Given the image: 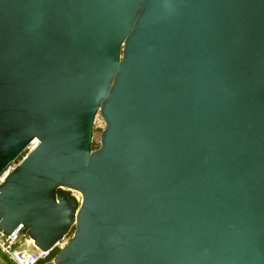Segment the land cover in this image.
<instances>
[{"label":"water","instance_id":"water-1","mask_svg":"<svg viewBox=\"0 0 264 264\" xmlns=\"http://www.w3.org/2000/svg\"><path fill=\"white\" fill-rule=\"evenodd\" d=\"M33 140L0 233L50 264H264V0H0V171Z\"/></svg>","mask_w":264,"mask_h":264},{"label":"built area","instance_id":"built-area-1","mask_svg":"<svg viewBox=\"0 0 264 264\" xmlns=\"http://www.w3.org/2000/svg\"><path fill=\"white\" fill-rule=\"evenodd\" d=\"M33 142L34 140L25 148L27 153L30 152L36 144V142L32 144ZM9 164H12V162ZM9 164L0 171V185L14 170L18 163L12 166ZM76 199L79 201V197ZM64 239L65 238L49 250L41 252L33 246L32 241L28 239L25 233H22L21 225H18L7 236L0 233V255L5 258V261L0 259V264H47L48 256L54 250H58L64 246L67 241H64Z\"/></svg>","mask_w":264,"mask_h":264},{"label":"rangeland","instance_id":"rangeland-1","mask_svg":"<svg viewBox=\"0 0 264 264\" xmlns=\"http://www.w3.org/2000/svg\"><path fill=\"white\" fill-rule=\"evenodd\" d=\"M103 128V124L101 122V120L99 119L98 116L95 117L94 119V123H93V130H92V148H96L98 145V140H99V134L101 129ZM27 154V150H24L17 158L14 162H12V164H9L10 166L15 165L17 163H19V161ZM70 195H72L73 197L77 198L79 197V195L75 192H69ZM69 238V235H67L64 239V241H66ZM0 259L5 261V258L3 256L0 255ZM7 264V263H5Z\"/></svg>","mask_w":264,"mask_h":264},{"label":"trees","instance_id":"trees-1","mask_svg":"<svg viewBox=\"0 0 264 264\" xmlns=\"http://www.w3.org/2000/svg\"><path fill=\"white\" fill-rule=\"evenodd\" d=\"M93 149H95V148H93ZM70 234H71V230H70V232L68 233V235L70 236ZM56 252H57V249L54 250V251L48 256V258H47V264H50L51 259H52V257L55 255Z\"/></svg>","mask_w":264,"mask_h":264},{"label":"bare ground","instance_id":"bare-ground-1","mask_svg":"<svg viewBox=\"0 0 264 264\" xmlns=\"http://www.w3.org/2000/svg\"><path fill=\"white\" fill-rule=\"evenodd\" d=\"M34 143H35V141L32 144H34Z\"/></svg>","mask_w":264,"mask_h":264}]
</instances>
